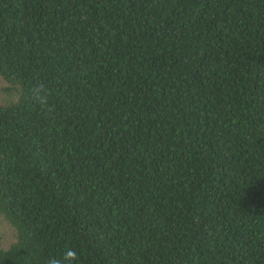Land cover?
<instances>
[{
	"label": "trees",
	"instance_id": "16d2710c",
	"mask_svg": "<svg viewBox=\"0 0 264 264\" xmlns=\"http://www.w3.org/2000/svg\"><path fill=\"white\" fill-rule=\"evenodd\" d=\"M0 264H264V0H0Z\"/></svg>",
	"mask_w": 264,
	"mask_h": 264
},
{
	"label": "rangeland",
	"instance_id": "374dc122",
	"mask_svg": "<svg viewBox=\"0 0 264 264\" xmlns=\"http://www.w3.org/2000/svg\"><path fill=\"white\" fill-rule=\"evenodd\" d=\"M7 83L0 79V103L4 102L10 96L4 88ZM13 240V228L11 225L4 220V218L0 215V247H6Z\"/></svg>",
	"mask_w": 264,
	"mask_h": 264
},
{
	"label": "clouds",
	"instance_id": "9594fccd",
	"mask_svg": "<svg viewBox=\"0 0 264 264\" xmlns=\"http://www.w3.org/2000/svg\"><path fill=\"white\" fill-rule=\"evenodd\" d=\"M76 259L77 253L72 249L67 250L63 256V262L75 261ZM63 262L61 260L52 259L49 264H63Z\"/></svg>",
	"mask_w": 264,
	"mask_h": 264
}]
</instances>
